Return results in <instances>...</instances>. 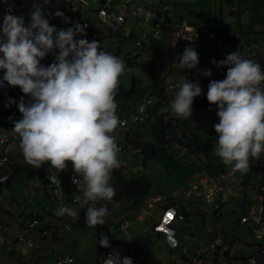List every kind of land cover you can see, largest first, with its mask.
Masks as SVG:
<instances>
[{"label": "clouds", "instance_id": "9594fccd", "mask_svg": "<svg viewBox=\"0 0 264 264\" xmlns=\"http://www.w3.org/2000/svg\"><path fill=\"white\" fill-rule=\"evenodd\" d=\"M51 15L64 17L62 11L46 14L40 0H32L27 24L23 16L14 15L11 9L6 11L0 26V70H4L0 88L5 84L19 86L29 97L27 103L23 96L20 98L17 106L22 118L14 120L12 128L20 137L25 163L40 168L50 162L61 172L70 161L75 173L72 183L81 192L79 208L86 209L85 224L96 228L106 223L109 214L106 206H97L98 202L110 201L116 195L110 181L113 170L120 167L121 149L112 133L125 123L117 115L116 103L125 62L100 50L96 40L78 39V35L86 36V25L65 17L72 26L58 29L47 18ZM50 53L53 62L42 64ZM179 62L183 69L212 75L211 69L197 67L199 53L191 45L185 47ZM212 62L227 66L226 77L211 80L207 90V100L216 106L219 118L213 125L217 134L213 153L224 165L245 175L250 160L264 154V70L259 63L242 58L239 51ZM163 78L172 80L165 73ZM176 87L179 90L171 111L177 118H191L194 100L203 94L200 82L184 78ZM12 103L16 101L9 98L5 106ZM66 214L78 213L64 205L54 210L56 216ZM99 244L111 247L109 236L101 234ZM104 264H133V260L114 252ZM249 264L257 262L253 259Z\"/></svg>", "mask_w": 264, "mask_h": 264}, {"label": "rangeland", "instance_id": "374dc122", "mask_svg": "<svg viewBox=\"0 0 264 264\" xmlns=\"http://www.w3.org/2000/svg\"><path fill=\"white\" fill-rule=\"evenodd\" d=\"M125 1L86 0L81 5L82 8L89 10L88 15L93 19L95 29L102 31V35L97 39L100 50L111 53L124 62L128 61V63L125 62V71L119 77V83L126 90L132 86V92L130 95H117L116 103L118 106L134 110L137 108L141 97H146L148 93H156L160 87L167 88L169 84L177 85L186 74L194 82L198 80L203 83L210 80L199 72L194 73L193 71L181 68L179 54L172 49L159 47L157 44L153 45L155 49L154 57L149 58L146 62L141 61V56H134L133 52L137 49L134 36H126L123 33V29L129 28L133 34L140 36V26L151 27L150 20L145 21L138 16H135L134 19L127 18L121 29L114 32L107 24L95 17V9L100 4H104V6H119V8L123 9ZM231 1L234 4H240L243 8L246 7L247 11L241 9L233 13L228 12L227 0H168V5L172 15L179 19H186L196 29L208 27L220 29L224 25L228 31H239L237 27L240 26L242 30L239 33L242 40L248 38V36L251 38L253 33H255L258 37L255 43L257 44L256 47L255 44L254 46L252 44L248 46L249 42L246 41L242 50L236 49L235 51H239L242 58L251 59L259 63L262 70H264V29L260 31L254 30L255 25L264 26V0ZM218 10L220 11L219 17L215 18V12ZM226 14L230 15L231 21H227ZM15 15L21 16L23 14L17 13ZM135 21H139V24ZM59 23L63 24V21L60 20L57 24ZM226 34L224 31L221 32L222 39ZM260 49H262V52H259ZM208 50H211V48ZM141 54L144 55L143 52ZM53 60L54 56L51 54L50 63ZM42 64L47 65L45 61ZM164 73L165 76L172 78L171 82H167L163 78ZM225 77L226 72L223 79ZM132 79L134 80L132 81ZM18 90H21L19 86L12 88L11 98L15 97L19 92ZM178 90L175 86L172 92L176 93ZM186 120L187 126L201 141L212 140L213 147L211 152L207 155L204 152H196L195 157L200 161L198 163L186 155L179 157L177 154L171 153L166 147L158 144L157 154L147 158L145 164L138 170V173L144 174L149 178L151 196L158 195L164 200L176 198L186 208L189 226L185 230L191 237L194 236V240L204 236L201 230L203 224L213 225L216 231H221L223 243L227 249V254L221 258L223 264H249V256L259 254L257 243L260 242L264 245V239L259 240L255 238L251 232L254 228L248 227L251 219L243 222L240 220V216H249V209L251 210V206L257 203V198L251 191V187L247 191L246 185H236L239 191L238 200L223 205L220 214L217 215L213 210H208L207 203L203 201H201L202 205L200 208L202 216L196 217L193 214L191 206L193 198L185 197L183 189L189 181L197 178L203 172L202 165L200 164L203 163L208 169L214 170L215 175L217 174V169L221 166H230L224 165L221 158L213 153L217 140V134L213 125L219 122L216 111L206 108L200 110L193 109L191 118ZM150 127L151 124L148 123L142 130V139L144 141L152 140ZM136 163H139V161ZM25 165L26 167L20 168L8 183L0 185V218L10 226V232L13 235L20 231V223L28 220L31 214L41 213L47 208L49 200L53 196L52 190L50 198L46 190H43V192L24 193L23 190H26L31 185L43 189V172L39 168H33L27 163ZM65 170L60 173H63ZM253 174L255 176L249 182L251 185L257 177L256 172ZM56 176V182H58L59 174L57 173ZM129 200L113 197L109 202L107 209L108 212H112L108 214V221L114 224L115 229H108L106 223L97 225L96 228H89L86 225L79 226L76 224V216H68L66 214L62 217V221L68 219L70 228L63 229L60 224L57 228L58 235H55V238L52 236L45 238L43 236L36 237L37 242L34 247L28 249V253H33V250L39 247L40 250L38 251L37 249L36 252L45 254L49 258L67 254L73 257L75 264H93L100 252L107 249L99 244L101 234H105L109 236L110 244L117 239L131 241L134 244L135 251L126 255L132 258L133 264H187L180 260V247H171L163 231H149L150 229L148 230L147 226H149L150 222L146 219L138 220L135 217L134 212L136 210L140 211L142 206H147V203L142 200L132 206L129 204ZM70 208L76 210L77 213L80 212L79 205L77 204L71 205ZM149 209L156 216V210L159 208L154 205L150 206ZM123 218L129 222L126 229L129 234L128 237L125 236L122 229L117 227L118 221ZM174 221H171L170 225H173ZM176 223L179 228L183 222L179 223L177 221ZM194 223H197V225H194ZM192 242L193 239L190 238L189 245L193 244ZM172 252L177 254V258L170 257ZM32 261L33 259L30 256L22 259L18 254L8 250L6 246L0 248V264H29Z\"/></svg>", "mask_w": 264, "mask_h": 264}, {"label": "built area", "instance_id": "2783aa9c", "mask_svg": "<svg viewBox=\"0 0 264 264\" xmlns=\"http://www.w3.org/2000/svg\"><path fill=\"white\" fill-rule=\"evenodd\" d=\"M84 1L86 2V0H48V3L44 4V0H40L46 14L49 12L54 13L55 11H62L64 13V17H57L55 15L47 16L52 25L58 29L71 27L72 23L65 22V17H67L73 23L78 21L82 25H86V36L81 37L78 35V39L87 38L89 41L96 40L101 32L92 25L88 16V10L81 7ZM9 9L12 10L14 15L17 13L23 14L21 16L25 18L27 24L30 21L32 0H0V26H2L4 14ZM236 10V6H233L231 11ZM128 13L141 17L145 21L151 20L152 18L156 19L168 16V10L165 5H155L153 3L151 6H146L144 0H126L123 3V9L119 8V6H104V4H100L95 9L96 16L113 29L120 27ZM228 18L230 19V16ZM60 20L63 21V26L56 24ZM262 29L264 27L257 25L254 30L260 31ZM128 31V29L124 30L126 34H128ZM158 33L159 31L157 29L150 31L143 28L140 36L135 40L137 49L133 52L134 56H141L142 62L147 61L153 56V51L148 47V44L151 43V36L158 37ZM219 37L218 32L212 28L196 29L185 20H182L177 27L173 28L170 45L181 56L186 46L191 45L196 50L206 46V53L201 54L203 60L199 62L197 67L200 70L211 69L212 75L208 78L214 80L227 66L218 67L212 61L223 60L229 53L234 52V47L230 41L224 40L219 42ZM254 40H257L256 35H254ZM209 48L211 50H208ZM142 52L144 55L141 54ZM50 54L41 63L46 61ZM187 70L197 72L196 69ZM3 72L4 70H0V78H2ZM175 86V84H169L167 88L163 89L164 93L160 96L148 93L146 97H141L137 108L134 110L123 107L117 108L118 117L125 123L122 127H118L112 135L115 136L116 142L121 149L118 154L120 166L130 174L136 175L144 164L145 152L139 144L142 138V130L148 121L155 120L157 117L162 118L165 126L162 143L160 145L179 156L184 157L186 155L192 160L198 163L200 162L195 157L196 153L191 152L186 144L188 139L183 136V125L180 118H177L170 108L171 102L174 99L172 89ZM12 88V86L7 84L0 88V185L9 182L17 171L22 168L20 165H25V160L19 147L20 137L12 128L14 127L13 121L22 118V114L19 112L17 106L20 98L23 96L27 103L29 97L25 96L21 90H18L19 92L13 98L16 103H12L10 107H6L5 104L11 98ZM262 157H264V154L259 159L250 160L251 166L248 173H250L254 165H258ZM137 161L139 163H136ZM67 164L68 166L63 173L51 167L50 162H45L39 168L43 172V189L31 185L23 191L26 194L46 190L50 198L52 190L53 196L49 200L47 208L41 213L31 214L28 220L20 223L21 228L17 234H11L10 226L4 220L0 219V248L6 246L8 250L18 254L22 259L30 256L33 261L29 264H75L71 255L62 254L49 258L45 254L36 252L37 249L38 251L40 250L39 247L33 250V253H28V249L34 247L36 244V237L47 236L57 231L60 224L65 229L70 228L68 219L62 221V217L54 215V210L60 205L70 207L73 204H79L78 197H81L78 185L72 183V177L75 175L72 164L70 161ZM200 165H202L203 172L185 185L183 189L184 196L193 198L192 209L194 211L200 210L202 205L201 201H203L207 203L208 210H213L214 213H217L223 205L230 201L232 197L231 191L234 187L246 181L248 173L241 175L239 172L233 171L230 166L217 171L215 175L214 170L205 168L203 163ZM57 173L59 174L58 182H56ZM81 187H83V182L81 183ZM263 189L264 184L257 178L251 191L259 198V201L257 204L254 203L251 206L249 216H240V220L243 222L254 217L258 218L254 230L251 231L257 239H264V221L261 217L264 209L262 204L263 195L261 192ZM129 201L132 204L134 203L133 199ZM109 202L107 200H101L97 206L108 207ZM146 212V208L143 207L138 217H143ZM169 213H171L170 217ZM174 219H184V213L180 209V203L175 200L161 206V216L156 222L150 224L149 229L153 231L162 230L171 247H176L181 243L179 245L181 251L180 259L187 264H223L221 258L227 254L225 252L227 249L223 244V237L220 231H216L213 225H206L202 230H204L207 236L196 239L193 245H189V239L192 238L191 235L185 231L177 233L170 225ZM106 224L108 229H115L114 224L110 223L107 219ZM127 225L128 222L124 219L119 220L117 224V227L123 230L126 237L129 236L126 230ZM172 241L176 242L175 245H173ZM134 250L135 246L133 243L117 241L112 243L111 247L99 256L96 262L97 264H104V259L110 253L118 252L121 257H124L128 253H133ZM258 253L256 256H249V260L254 259L258 264L259 257L264 256L263 246L259 247ZM171 256L177 258V254L175 253H171Z\"/></svg>", "mask_w": 264, "mask_h": 264}, {"label": "crops", "instance_id": "0c3cea01", "mask_svg": "<svg viewBox=\"0 0 264 264\" xmlns=\"http://www.w3.org/2000/svg\"><path fill=\"white\" fill-rule=\"evenodd\" d=\"M228 2H227V4H228V12H230V13H233V12H236V11H240L241 9L242 10H244V11H247V8L246 7H241L240 6V4H234V2L233 1H231V0H227ZM144 2H145V5L146 6H151L153 3L155 4V5H165L166 6V8H167V10H168V16L167 17H164V19H167L168 20V22H169V25H165V24H160V23H158V19L159 18H152L151 20H150V22H151V27H144V26H140L141 27V29H140V33H141V30L143 29V28H145V29H147V30H150V31H152V30H158L159 31V36L158 37H152L151 36V43H149L148 44V47L153 51V56H151V57H154V53H155V49L153 48V45H155V44H157L159 47H162V48H168V49H172V50H174V48L172 47V45H170V42L172 41L171 40V38H172V32H173V28L174 27H177L178 25H179V23L182 21V20H185L186 22H187V20L186 19H184V18H178V17H176V16H174V15H172L171 14V11H170V9H169V5H168V0H144ZM233 6H236V8H237V10L236 11H231L232 10V7ZM88 10V9H87ZM89 11V10H88ZM87 11V12H88ZM219 13H220V11L218 10V11H216L215 12V18H217V17H219ZM89 16V15H88ZM230 15L229 14H226V19H227V21H231L232 20V18L230 17V19L228 18ZM95 17H97L96 16V14H95ZM94 17V18H95ZM134 17H135V15H132V14H130V13H128L127 15H126V17H125V20L127 19V18H131V19H134ZM90 18V21H91V23H92V25H93V19H91V17H89ZM98 18V17H97ZM221 18V17H220ZM99 19V18H98ZM100 21H101V19H99ZM125 20L123 21V23L125 22ZM58 22H60V21H58ZM101 22H103V21H101ZM137 24H139V21H135ZM104 23V22H103ZM123 23L120 25V27L119 28H117V29H113V28H111L109 25V27H110V29L112 30V31H118V30H120L121 29V26L123 25ZM188 23V22H187ZM57 24V23H56ZM189 25H192V24H190V23H188ZM58 26H63L64 24H62V23H59V24H57ZM164 25V26H163ZM94 26V25H93ZM192 26H194V25H192ZM257 25H255L254 26V29H255V27H256ZM258 26H261V25H258ZM262 27H264V26H262ZM95 28V27H94ZM208 28H210V27H208ZM223 29V31L224 32H226L227 34H226V36L225 37H223V39H222V35H221V31H220V29ZM221 28L220 29H214V28H212V29H214V30H216L217 32H218V34H219V38H220V40H219V42H221V41H230V43L232 44V46L234 47V52H235V50L237 49V50H242L243 49V46H244V43L247 41V42H249V45L248 46H251V44L254 46V44L256 43V41L254 40V35H255V33H253V35L251 36V38L248 36V38H246V39H244V40H242L241 39V34L239 33V31L240 30H242V27H240V26H238L237 27V30H239V31H231V30H229L228 31V29H226V27H224V25H222L221 26ZM125 29H128L129 31H128V34H126L125 32H124V30ZM202 29H204V28H202ZM98 30H100V29H98ZM263 30V29H262ZM100 32H101V34L98 36V38L102 35V31L100 30ZM123 33L126 35V36H131V35H133L134 36V39L136 40L138 37H139V35H135V34H133V32L129 29V28H124L123 29ZM139 33V34H140ZM165 33H167V34H165ZM231 33L232 34H234L233 36H231ZM97 38V39H98ZM258 38V37H257ZM97 39H96V41H97ZM135 45H136V43H135ZM257 46V44H255V47ZM137 47V46H136ZM185 48V47H184ZM206 46H204V48H202V49H197L198 50V53H199V62H201L203 59H202V53H206ZM175 51V50H174ZM175 52H177V51H175ZM259 52H262V49H260V51ZM178 54H179V52H177ZM50 56H51V54L49 55V57H48V59L45 61L46 63H47V65L48 64H50V61H49V59H50ZM179 56V58L181 57V55L179 54L178 55ZM150 57V58H151ZM126 63H128V61L126 60L125 61ZM127 69H128V67H126ZM194 73H198V72H194ZM184 78H188V80H190L189 79V77H188V75L186 74L184 77H182V79H184ZM181 79V80H182ZM134 79H132V81H133ZM190 81H192V80H190ZM192 82H194V81H192ZM119 85H122V84H120L119 83ZM123 86V85H122ZM124 87V86H123ZM163 89H164V87H160V88H158V90H157V92L156 93H152V94H155V95H157V96H160V95H162L164 92H163ZM173 93V92H172ZM173 95L175 96V93H173ZM118 107H123V106H118ZM123 108H126V107H123ZM153 122H155L154 120H152V121H148L146 124H148V123H150L151 124V129L153 128ZM145 124V125H146ZM145 127V126H144ZM144 129V128H143ZM150 130V129H149ZM151 134H152V131L150 132ZM142 139V138H141ZM148 141H150V140H148ZM171 153H173L172 151H170ZM191 152H194V151H191ZM196 152H198V151H195L194 153H196ZM176 154V153H175ZM179 156V155H178ZM179 157H182V156H179ZM145 162H146V159L144 160V164H145ZM204 165V167L205 168H207V166L205 165V164H203ZM26 166V165H25ZM224 168H227V167H223V168H221V169H224ZM208 169V168H207ZM211 169V168H210ZM220 169V168H219ZM219 169H217V170H219ZM253 169H255V170H253ZM262 169H264V157H262V159L259 161V163H258V165H254L253 166V168H252V170L250 171V173H248V175H247V177H246V181L245 182H243L242 183V185H246V189H247V191L249 190V188L251 187V189H252V186H253V184H255L256 183V179L257 178H259V180H261V182L264 184V170H262ZM220 171V170H219ZM254 172H256V175H257V177L255 178V180H254V183L251 185L249 182H250V179L253 177V176H255L253 173ZM137 174H141V173H137ZM136 174V175H137ZM241 185V184H240ZM237 186H239V185H237ZM237 186H235L234 187V189L232 190V191H234L236 194H232V197H231V199H230V201L229 202H231V201H237L238 199H237V196H238V194H239V191H238V188H236ZM262 192V195H263V206H264V189L261 191ZM186 197V196H185ZM234 197V198H233ZM255 197L257 198V202L259 201V198L255 195ZM192 198V197H191ZM179 201L178 199H176V198H171V199H162L160 196H158V195H150L149 197H147V199H145L143 202H146L147 204V206H142V208L143 207H145L146 208V213L144 214V216L143 217H138V214H139V212L141 211H138V210H136L135 212H134V214H135V217L138 219V220H143V219H146L148 222H150V224L152 223V222H156L157 220H158V218L161 216V206L162 205H165V204H169V203H171L172 201ZM228 202V203H229ZM179 203H180V201H179ZM129 204L130 205H135L136 204V202L134 201V203L132 204V203H130V201H129ZM257 204V203H256ZM76 205V204H75ZM77 205H79V204H77ZM109 205V204H108ZM157 206L159 209H157L156 211V213H157V215L155 216V214L154 213H152L151 211H150V209H149V207L150 206ZM192 206V205H191ZM141 208V209H142ZM180 209H181V211L184 213V219L183 220H178V219H174L175 221H174V223H172L173 225H171L174 229H175V231L177 232V233H181L182 231H185L186 232V230H185V228L187 227V226H189V224L187 223V221H188V215H187V210H186V208L185 207H183V205H181V203H180ZM222 209V208H221ZM220 209V210H221ZM220 210H219V212H217V213H215V214H220ZM192 211H193V214L196 216V217H200V216H202L201 215V211L200 210H198V211H194L193 209H192ZM249 211H250V209H249ZM110 212H112V211H110ZM110 212H109V214H110ZM263 213H264V209H263V211H262V213H261V217H262V220L264 221V216H263ZM77 217H78V214L76 215V221H77ZM1 219V218H0ZM106 219L108 220V216L106 217ZM124 219V218H123ZM121 220V219H120ZM128 220V219H127ZM177 221H179V223H182V224H180V226H179V228H178V226H177ZM248 221V220H247ZM247 221H245V222H247ZM128 222V221H127ZM258 222V218H256V217H254V218H252L251 220H250V225H248V227L250 228V227H255V224ZM185 223V224H184ZM150 224H149V226H150ZM187 224V226H185ZM128 225H129V222H128ZM127 225V226H128ZM194 225H197V223H194ZM149 226H147V229L149 230ZM206 225H202V227H201V230H202V228L203 227H205ZM151 228V227H150ZM63 229H65V228H63ZM149 231H153L152 229H150ZM162 230H160V231H155V232H161ZM202 232H203V234H204V236H202L201 238H204L205 236H207V234L204 232V230H202ZM221 232V231H220ZM159 234V233H158ZM157 234V235H158ZM189 234V233H188ZM55 235H58V231H55V232H53V233H51V234H49V235H47V236H52L53 238H55ZM165 235V234H164ZM190 235V234H189ZM221 235H222V233H221ZM47 236H43L44 238L45 237H47ZM196 236V235H195ZM222 237H223V235H222ZM165 238H166V236H165ZM179 239H180V237H178ZM199 238V237H198ZM167 239V238H166ZM192 239H193V242L192 243H194L195 242V240H194V236H192ZM200 239V238H199ZM259 240H263V239H259ZM117 241H125V240H119V239H117V240H114V241H112V243H114V242H117ZM181 241V240H180ZM125 242H131V241H125ZM111 243V244H112ZM132 243V242H131ZM181 243H179V245H180ZM219 244V243H218ZM224 244V243H223ZM258 244V247H261V246H263L264 247V245L262 244V243H257ZM178 245V246H179ZM191 245H193V244H191ZM177 247V246H176ZM108 249V248H107ZM106 249V250H107ZM106 250H104V251H101L100 252V254L95 258V261H94V263L93 264H97V259H98V257L99 256H101ZM135 251V250H134ZM226 253H227V250L225 251ZM172 253H175V252H172ZM129 254V253H128ZM176 254V253H175ZM170 257L171 258H173L172 256H171V254H170ZM181 260V259H180ZM260 263H263L264 264V256H260L259 257V259H258V264H260Z\"/></svg>", "mask_w": 264, "mask_h": 264}, {"label": "trees", "instance_id": "16d2710c", "mask_svg": "<svg viewBox=\"0 0 264 264\" xmlns=\"http://www.w3.org/2000/svg\"><path fill=\"white\" fill-rule=\"evenodd\" d=\"M223 32V29H220ZM234 34L231 33V36ZM146 62V61H145ZM227 72V67L223 69V71L217 75L214 80H223L224 73ZM206 77V76H205ZM208 78V77H206ZM188 79V78H187ZM210 79V78H208ZM210 80L204 81L200 85L203 89V94L196 97L193 104V109L200 110L203 108L211 109V111H216L215 105H210L207 100V85L210 83ZM132 92V86L128 90H126L122 85H118V94L117 95H130ZM153 122L152 131V140L144 141L140 139L139 144L142 146L145 152V159L153 157L158 152V144L162 143L163 132H164V124L162 122L161 117H157ZM180 121L183 125V133L185 137H187L188 141L186 142L190 151H198L204 152L206 155L211 152L213 147V142L211 139L203 142L197 136L194 135L192 130L187 126V120L181 119ZM22 167H26L25 165H20ZM223 166L220 167L219 170H222ZM40 170V169H39ZM217 170V171H219ZM255 170V169H253ZM264 170V169H262ZM112 174V180L110 183L114 186L116 190L115 198H126L133 199L135 202L145 200L147 197L151 195V183L148 177L144 174L131 175L123 167H119L118 169H114ZM8 183V182H7ZM85 214L86 209H80L78 213L76 224L79 226H85ZM263 264V263H260Z\"/></svg>", "mask_w": 264, "mask_h": 264}, {"label": "bare ground", "instance_id": "6f19581e", "mask_svg": "<svg viewBox=\"0 0 264 264\" xmlns=\"http://www.w3.org/2000/svg\"><path fill=\"white\" fill-rule=\"evenodd\" d=\"M158 23H160V24H165V25H169V22H168V20L167 19H164V18H159L158 19ZM231 194H236L234 191H231Z\"/></svg>", "mask_w": 264, "mask_h": 264}, {"label": "snow or ice", "instance_id": "6c2138e0", "mask_svg": "<svg viewBox=\"0 0 264 264\" xmlns=\"http://www.w3.org/2000/svg\"><path fill=\"white\" fill-rule=\"evenodd\" d=\"M171 216V213H169V217Z\"/></svg>", "mask_w": 264, "mask_h": 264}]
</instances>
